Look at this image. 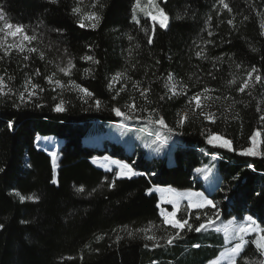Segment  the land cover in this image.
I'll return each instance as SVG.
<instances>
[{
	"label": "trees",
	"instance_id": "16d2710c",
	"mask_svg": "<svg viewBox=\"0 0 264 264\" xmlns=\"http://www.w3.org/2000/svg\"><path fill=\"white\" fill-rule=\"evenodd\" d=\"M226 2L232 12L219 11L217 0H161L167 27L155 22L153 32L147 15L133 13L135 0H0V29L3 21L21 24L29 36L37 37L23 52L9 47L5 54L0 47V75L12 89L0 97V264H208L237 242L215 230L222 229L221 222L249 216L264 229V83L256 84L251 95L236 91L253 66L264 78V0ZM76 7L81 9L78 14L73 13ZM92 11L100 17L98 25L88 27L85 20L86 26L80 27L79 20ZM134 14L139 23L132 19ZM230 19L235 27L227 23ZM33 47L38 51H28ZM201 50L207 59L196 55ZM69 60L74 67L65 75L59 68L67 67ZM117 73L121 77L113 80ZM169 74L178 88L187 85L186 95L168 98ZM47 76L64 87L49 84ZM234 77L237 83L229 85ZM29 78L44 91L36 89L37 95L21 103L19 93ZM70 81L94 95L81 94ZM136 82L150 88L151 103L141 99L133 87ZM204 87L214 89V97L230 98L219 102L237 101L228 114L219 112L214 123L188 104L189 97ZM130 97L138 109L147 110L136 111L139 118L132 120L116 116L112 109L126 111ZM97 99L100 108L95 106ZM61 100L65 110L57 112L55 105ZM153 108L154 118L162 116L173 132L148 122ZM183 113L187 119L181 125ZM122 121L167 137L166 154L149 156L137 144L127 152L107 137L84 141L91 137V128L106 131L109 124ZM257 130L261 154L242 155ZM213 133L230 140L232 148L209 144L207 137ZM37 134L61 140L55 164L53 148L38 142ZM108 157L147 175L118 177L117 167L104 168L94 160ZM209 164L218 169L208 193L217 207L196 209L184 202L177 219L190 217L189 223L198 226L219 210L215 227L199 233L185 228L172 245L164 246L161 240V247H153L141 229L151 226L147 234L157 238L178 230L164 223L159 196L148 190L203 189L196 170ZM113 180L115 187H109ZM81 186L84 192H77ZM196 244L200 247H193ZM241 257L257 264L264 259L251 236ZM237 264H243L241 258Z\"/></svg>",
	"mask_w": 264,
	"mask_h": 264
},
{
	"label": "snow or ice",
	"instance_id": "6c2138e0",
	"mask_svg": "<svg viewBox=\"0 0 264 264\" xmlns=\"http://www.w3.org/2000/svg\"><path fill=\"white\" fill-rule=\"evenodd\" d=\"M217 3L222 6V8L219 11L227 10L228 12H232V9L230 8V6L226 2V0H217ZM148 4L151 6H154V7L156 6L155 0H148ZM138 9L141 12H145V15L151 17V19L153 21V32H154L155 22L157 21V16L153 15V13L151 11H145V9L141 7L140 0H135V4L133 6V13H135ZM80 12H81V9L79 7L73 8L74 14H78ZM158 12H159V17H160L159 25L161 28H166L168 16L166 13H164V10L162 8H159ZM179 18L180 17L177 16V19H179ZM3 19H4L3 13L0 12V20H3ZM132 19L134 21H136L137 23L140 22L135 14L132 16ZM209 19H211V17H209ZM245 19H247V17H245ZM85 20H88L90 22L87 25L88 27L95 28L99 23L100 17L94 11L89 12V13L85 14L79 20L80 27L86 26ZM227 23L230 25H233V27H235L232 19L228 20ZM4 27L8 31L5 33L4 37L2 39H0V47H2L4 49L5 54H9V47H15L20 52H23L25 50V46L23 43L24 41L31 43V41L37 39V37L35 35L29 36L27 34V32L25 31L24 26L21 24H16V25L5 24ZM261 28L264 29V23L261 24ZM0 31H3V29H0ZM262 34H264V33H262ZM208 35L212 36L213 33L209 32ZM9 36H11L13 38L19 36V37H21V42L19 44H16V45H9L8 47H5L4 45L7 43V37H9ZM129 39L131 40L132 37H129ZM151 42H152V37L149 36L148 43H151ZM206 43L211 44L212 41H206ZM28 51L37 52L38 50L33 47V48H29ZM252 51L255 52V51H257V49L252 48ZM39 55L41 58H43L42 52H40ZM196 55L207 59V57H205L203 54V50L196 52ZM83 59L93 61L94 63H99V61H95L92 56H85V57H83ZM217 59L222 60L223 58L218 57ZM236 66H237V68L240 67L239 64H237ZM73 67H74V65L72 64L71 60H69L67 67H61V68H59V71L64 73L65 75H70L71 69ZM35 74L37 76H39L40 75L39 70H36ZM54 75H55V73H53V76ZM209 75H211V74H209ZM53 76H47V77H45V79H47L49 84H55L59 87H64V85L62 84V82L60 80H53ZM120 77H121V73H117L113 77V80H118ZM10 79H11V77H9V80ZM167 80L169 82V85H166V87H169V93H170V95H168L169 99H171L177 95H186L187 94V85L180 84L179 88H178L176 83H171L173 81L172 74L168 75ZM228 83H229V85H234L237 83V80L234 77L232 80L228 81ZM259 83H264V78H262V76L259 74V70L255 66H253L250 70H248L246 72L245 78L243 79L240 86L236 89V91H238L239 93H245L247 90V94L251 95L252 94L251 89L255 88L256 84H259ZM70 84L73 88L79 89V91H81L82 93H84L88 97H92L94 95L88 89L83 88L80 85L75 84L74 81H70ZM29 85H31L30 88H29ZM139 85H140V82H136L133 85V87L135 88L136 91L139 92L141 99L146 104L151 103L148 99V96L150 93V88H140ZM109 87H112L111 83L109 84ZM36 89H39L41 92L44 91V89L41 88L38 84H33L31 82V78L26 80L25 85H24V91H21L19 93V99H20L21 103H25L27 100H31L33 96L37 95ZM121 91H124V88H121ZM214 91H215L214 89H209L208 87H204L200 92L193 94L188 99L189 105H192L194 102L193 112H195V109H200L201 110L200 115H202L205 120L212 121L213 123L217 119L216 114L214 112H209V111L205 110V104L202 102V98H203V101H214V100H220L221 98H223L224 100L230 99L227 96H224V97L215 96L214 97V96L210 95V93H212ZM25 92L28 93L27 97H25ZM10 93H12V89L7 87V83L5 81L4 75H0V97L7 96ZM160 99L163 100V99H165V97L161 96ZM231 99H232V103L228 106V108L225 109V112L230 111L235 106V104L237 103V101L234 98H231ZM17 106H19V105H17ZM95 106L97 108H100L101 107V101L98 99L95 100ZM211 106H212L211 103L207 104L208 108H210ZM125 107L127 109L126 111H122L119 107H114L112 110L114 111L116 116L123 117L125 120H132L134 118H139V117L134 116V113L138 110L139 111H146L147 110L145 108L138 109L135 98H132V97H130V102ZM54 110L57 112H62L65 110L63 107V101L62 100L60 103L55 105ZM257 111H260L259 106H257ZM156 113H157V110L155 108H153L148 113V117H147L148 122L151 124L157 125L162 129H167V131L169 133L173 132L174 129L170 128L166 124V122L164 121V118L162 116H158V117L154 118V115ZM186 119H187V114L185 113L184 115L181 116V119L178 121V123L182 125ZM261 119L264 120V116H262ZM258 135H260L259 130H257L250 137V140L252 141V146L247 148V149H243L241 151L242 155H247V156L260 155V153L255 150L256 138ZM157 138L160 139L161 137L158 136ZM163 139L166 141L167 137H163ZM218 141H219V143L217 144ZM207 142L211 145L223 147L226 149H231V144H232V142L230 140L222 138L219 136V134H216V133L209 135L207 137ZM52 155H53V157H55L56 154L53 153ZM113 163L119 165L118 177L131 178L134 175H147V174L138 173V172L134 171V169L128 163H124V162H120V161H113ZM0 171H3V169H0ZM197 171H200V170L198 169ZM109 187H115V181L114 180L109 183ZM76 191L77 192H84L83 186L77 188ZM93 191H95V189H93ZM148 191L151 192L152 190L149 189ZM89 195H91V193H89ZM185 195L188 196L190 208L201 209V208H204L206 206H210L212 208L217 207L214 204V202L211 199H208L206 196H204L203 193H178L177 197H183ZM193 197H195V198L193 199ZM21 199L23 200L25 198L21 197ZM33 199H38V197H33ZM170 203H178V200L177 201H170ZM161 215L164 216V223L165 224L171 225L174 229H177L178 231H176L173 234H169L166 237L157 238V236L154 234L153 235L147 234L148 232L151 231V226L149 228H146V229H141L140 231L145 233L144 238L146 240L153 241V245H152L153 247H161L162 246L161 242H160L161 240H164V242H165L164 246L172 245L177 239L180 238V233L183 232L185 230V228H187V230L190 232L195 231L197 233H199L201 231H208L209 229L214 228L215 224H216V220L219 219V210H217V213L215 214L214 217L213 216H207L205 219H203L201 222H199L198 226H194L193 224L189 223L190 217L182 219V220L181 219H175V216H176L175 211H173L171 213H161ZM247 219H248V223H242L238 226H234L233 221H231V220L228 221V223L223 226L222 230L225 234V237L237 241L234 244V246L226 249V251L221 254L223 257H225L230 262V264H237L238 258L242 259L243 264H257L256 261H249L247 258L241 257V253L244 249L245 244L247 243L244 236H245V234H247L249 232H257L258 233V238L254 242L256 244V247L258 249H260L262 254H264V229H260L258 225H255V222L252 221L251 217H248ZM196 220L200 221L201 218L199 216H197ZM0 228H3L2 224H0ZM215 230L220 231L221 229L216 228ZM132 234H133L132 232L128 233V235H130V236ZM117 239L119 240V237H117ZM147 246L148 245H145V247H147ZM193 247L199 248L200 245L196 244V245H193ZM154 264H155V262H154ZM258 264H264V259L259 261Z\"/></svg>",
	"mask_w": 264,
	"mask_h": 264
},
{
	"label": "rangeland",
	"instance_id": "374dc122",
	"mask_svg": "<svg viewBox=\"0 0 264 264\" xmlns=\"http://www.w3.org/2000/svg\"><path fill=\"white\" fill-rule=\"evenodd\" d=\"M160 1L161 0H155L156 6L154 7V6H151L148 4V0H140L141 7L144 8L145 11H151L153 13V15L157 16L156 23H158V24H159V19H160L158 9L162 8ZM138 11L140 13L145 14V12H141L139 9H138ZM149 18L151 19V17H149ZM5 24H10V23L3 21V23H2V25H3V28H2L3 29V31H2L3 36L8 31L4 27ZM7 42L10 43V45L19 44L21 42V37L17 36L15 38H13V37L9 36V37H7ZM23 43L25 46L28 42L24 41ZM79 92L82 94L81 91H79ZM202 102L205 104V110L209 111V112H214L216 114V117H217V114L221 111H222V113H225V109L228 108V106H229L228 103L226 104V102H219L217 100L203 101V98H202ZM209 103H211V105H212L210 108L207 107V104H209ZM193 106H194V102H193ZM195 110H197V112L200 114V111H201L200 109H195ZM184 114L185 113H183L182 115H184ZM226 114H228V112H226ZM149 130H150L149 127H137L136 126V127L132 128V127L126 125L125 121H122L121 123H118V124L117 123L109 124L107 126L106 131H98V130L91 128V130L89 132L91 137L84 139V141L85 142H92V141H97V140L100 141L104 137H107V138H110L111 140H115V141L121 143L125 147L127 152L132 151L134 149V145L137 144V145L141 146L142 149L144 150V152L149 156H151V155H165L166 154V148H168L169 142L167 144L161 135H159L161 137L160 139H158L155 134L150 135ZM159 134H163V133L161 131H159ZM37 135H38L37 136L38 142L43 141L44 144L46 145V147L53 148V153L56 154V149H57L58 144L61 140L55 139L53 137H42L41 134H37ZM219 136L222 138H225L221 135H219ZM225 139H227V138H225ZM218 143H219V141L217 142V144ZM261 143H262L261 137H260V135H258L256 138L255 150L257 152H259L260 154H261V152H260L261 151ZM251 146H252V141L250 140L249 146L245 147V149H247ZM169 148H170V146H169ZM231 148H232V144H231ZM212 158H215V156H213ZM52 159H53V162L55 164V162L57 161V156L52 157ZM104 159H106V160L104 161L103 158L102 159L95 158L94 160L97 161L98 166L108 168V169L115 166L118 168V172H119V165L113 163V161H119V160H115V159L113 160L111 157L104 158ZM55 168H56V166H55ZM198 169L200 171H197ZM198 169L196 170V173H197V176L203 180V184H204L203 189H199V190L186 189V190H180L179 191V190L172 189L171 187H165V186L153 187L151 189L152 191H155L159 196V208H160L161 213H171V212L175 211L176 212L175 219H177V214H178V211H179L180 207L182 206V204L184 202H186L189 205L188 196L185 195L183 197H177L178 193H203L204 196H206L208 199H211L208 196V193L213 188L214 183L217 179L218 169L211 164L202 166ZM194 198L195 197H193V199ZM177 200H178V203H170V201H177ZM162 217L164 218L163 215H162ZM248 217L249 216H245L242 218L240 217L239 219L234 217V218L229 219L223 223L221 222V228L223 229V226L226 225L228 223V221H230V220L233 221L234 226H238L242 223H248V219H247ZM252 221H254L255 225H258L260 229H263V228H261L260 224L257 223L253 218H252ZM222 232H223V230H222ZM250 236L252 237L253 241H255L258 238V233L257 232H249V233L245 234V236H244L245 240L248 241V237H250ZM230 242H233V241H230ZM227 243H229V241ZM235 243L236 242H233L231 247L234 246ZM225 251H226V247L220 253L218 258L214 259L213 261L209 262L208 264H222L223 262H229L225 257H223L221 255Z\"/></svg>",
	"mask_w": 264,
	"mask_h": 264
}]
</instances>
